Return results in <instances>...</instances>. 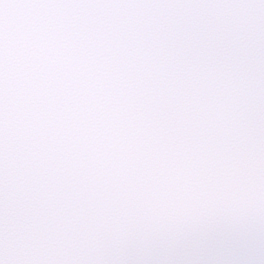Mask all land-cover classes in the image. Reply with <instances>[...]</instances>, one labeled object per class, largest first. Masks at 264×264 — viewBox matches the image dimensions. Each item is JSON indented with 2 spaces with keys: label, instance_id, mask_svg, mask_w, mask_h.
Returning <instances> with one entry per match:
<instances>
[{
  "label": "snow or ice",
  "instance_id": "snow-or-ice-1",
  "mask_svg": "<svg viewBox=\"0 0 264 264\" xmlns=\"http://www.w3.org/2000/svg\"><path fill=\"white\" fill-rule=\"evenodd\" d=\"M0 264H264V0H0Z\"/></svg>",
  "mask_w": 264,
  "mask_h": 264
}]
</instances>
